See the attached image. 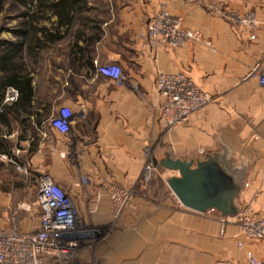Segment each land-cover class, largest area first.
Wrapping results in <instances>:
<instances>
[{
	"label": "crops",
	"instance_id": "0c3cea01",
	"mask_svg": "<svg viewBox=\"0 0 264 264\" xmlns=\"http://www.w3.org/2000/svg\"><path fill=\"white\" fill-rule=\"evenodd\" d=\"M88 2L87 24L76 23L68 51L54 56L71 66L54 64L41 78L33 71L32 90L16 100L6 101L12 87L0 86V152L20 150L19 162L28 170L18 172L22 182L14 196L34 201L31 192L22 193L43 174L68 192L94 238V251L85 249L80 264H249L250 254L264 264V240L240 247L237 225L223 226L218 211L198 213L182 206L163 180L169 170L158 168L151 183L141 180L147 142L154 145L158 162L167 151L187 160L203 158L202 149L220 152L234 172L245 168L241 212L264 218V85L247 77L255 66L264 67V0H126L105 7ZM163 8L202 31L211 45L192 41L152 48L146 29ZM94 10L107 14L95 24L99 29ZM249 11L260 22L254 31L230 19ZM97 32L100 39L94 40ZM95 61L118 63L128 84H111ZM160 72L186 73L215 100L188 123L166 130L164 98L156 88ZM65 109L74 114L68 135L50 124V117ZM82 174L91 185L78 183ZM106 182L136 189L119 219ZM8 190L0 185L2 225L12 224L3 218L12 205ZM17 225L26 231L37 223L23 216Z\"/></svg>",
	"mask_w": 264,
	"mask_h": 264
},
{
	"label": "built area",
	"instance_id": "2783aa9c",
	"mask_svg": "<svg viewBox=\"0 0 264 264\" xmlns=\"http://www.w3.org/2000/svg\"><path fill=\"white\" fill-rule=\"evenodd\" d=\"M230 19L252 31L260 23L254 11L235 12L230 15ZM145 35L154 49L183 47L192 41H205L211 45L202 31L185 26L184 18L172 14L167 8L161 9L149 22ZM95 65L114 86L123 87L128 84V78L118 63L100 64L95 61ZM247 77L264 85V67L255 66ZM156 88L164 98L162 120L166 130L188 123L193 114L215 100L184 72H160L156 79ZM18 97V90L9 88L6 101L16 100ZM73 118V111L65 109L52 115L50 124L60 134L68 135ZM19 153L18 149L11 154L0 152V163L13 165L28 174L27 168L19 162ZM200 153L203 154L204 150H200ZM143 158L141 180L148 184L159 172L155 147L151 142L145 144ZM78 183L89 186L92 180L88 175L82 174ZM37 186L34 201H20L7 210L3 218L12 224L2 225L0 220V264H80L85 249L94 251V238L84 229V222L71 196L48 174L38 178ZM104 188L112 202L114 217L119 219L135 197L136 189L124 188L112 182H106ZM23 216L30 222L37 223V226L26 231L21 229L17 221ZM221 222L223 226L237 225L240 247L246 241L264 240V218L240 212L235 217H221ZM249 264H263V261L250 254Z\"/></svg>",
	"mask_w": 264,
	"mask_h": 264
},
{
	"label": "trees",
	"instance_id": "16d2710c",
	"mask_svg": "<svg viewBox=\"0 0 264 264\" xmlns=\"http://www.w3.org/2000/svg\"><path fill=\"white\" fill-rule=\"evenodd\" d=\"M18 11L19 24L14 29L15 39L0 40V86L18 90L19 96L26 90H32L34 71L27 57L33 60L40 56L48 43L64 39L76 23L85 26L88 18V0H0V13L5 3ZM56 18L53 21V18ZM50 23V26L46 25ZM99 29V26H95ZM63 30V33L61 32ZM62 33V34H61ZM79 37L81 34L79 33ZM100 39L97 32L94 40ZM3 111V110H2ZM158 168L163 167L156 161Z\"/></svg>",
	"mask_w": 264,
	"mask_h": 264
},
{
	"label": "water",
	"instance_id": "95a60500",
	"mask_svg": "<svg viewBox=\"0 0 264 264\" xmlns=\"http://www.w3.org/2000/svg\"><path fill=\"white\" fill-rule=\"evenodd\" d=\"M203 155V158L187 160L164 152L159 162L170 171L167 185L181 205L190 210L198 213L216 210L224 219L237 216L241 212L238 198L245 168L234 172L228 158L220 152Z\"/></svg>",
	"mask_w": 264,
	"mask_h": 264
},
{
	"label": "rangeland",
	"instance_id": "374dc122",
	"mask_svg": "<svg viewBox=\"0 0 264 264\" xmlns=\"http://www.w3.org/2000/svg\"><path fill=\"white\" fill-rule=\"evenodd\" d=\"M94 5H98L100 7H105L108 5H116V4H124L126 3V0H92ZM90 2V1H89ZM10 6V2L5 3L4 9L0 13V40L2 39H12L14 40L16 37L14 35V29L17 27V25L20 22V19L18 17V11L13 7ZM90 16V14H88ZM107 17V14L102 13L101 10H94V26L99 21L105 20ZM75 33V30L71 32V34L67 35L66 38L63 39V41L60 43V45H55L51 47L43 48V50L40 53V56L35 60H33L32 57H27L29 66L33 68L35 75H37L39 78L43 77L47 74V69L50 67L54 69V64L59 65H69L71 66V62L68 61H58L57 58H54V56L59 52H67L69 45L71 44V41L73 40V35ZM100 64H106L108 62H99ZM51 64V66H50ZM156 161L157 158L155 156ZM17 171H15L10 165L7 164H0V185L1 187L6 190L8 188V192H12L13 196L11 198V207L16 205L17 202H20V199L16 198L18 187H15L18 182H22V179H20L21 174L18 173L19 170L16 168ZM21 172V171H20ZM23 173V172H22ZM2 176V177H1ZM158 176V174H157ZM156 176V177H157ZM155 177V178H156ZM4 178V179H3ZM154 178V179H155ZM153 179V180H154ZM152 180V181H153ZM166 182V179H163ZM151 181V182H152ZM149 182V183H151ZM30 184L22 194L31 192L32 197L36 196L37 193V182H28ZM167 184V183H166ZM14 194H16L14 196ZM24 197V196H20ZM1 202H0V209H1Z\"/></svg>",
	"mask_w": 264,
	"mask_h": 264
}]
</instances>
